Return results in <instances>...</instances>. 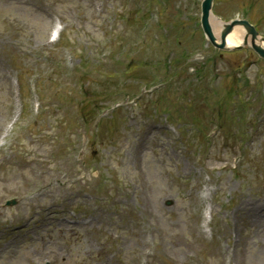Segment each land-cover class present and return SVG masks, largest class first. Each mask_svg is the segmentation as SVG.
I'll return each mask as SVG.
<instances>
[{"label":"rangeland","instance_id":"obj_1","mask_svg":"<svg viewBox=\"0 0 264 264\" xmlns=\"http://www.w3.org/2000/svg\"><path fill=\"white\" fill-rule=\"evenodd\" d=\"M0 5L1 6H11V5H13V3H11L10 1H8V0H0ZM183 10L184 11H186L187 10V8H183ZM175 11H173L172 13H174ZM5 28L4 27H1L0 26V32L1 31H3ZM187 39H186V41H185V43H187ZM137 53H138V51L137 50H135L134 52H132L131 53V56L132 57H136L137 56ZM19 177V176H18ZM17 177V178H18ZM15 179V178H14ZM8 180L9 181V183H7V184H5L6 186H13L14 185V183H16L15 185L16 186H19L18 184H17V181H18V179L17 180ZM0 184H2V183H0Z\"/></svg>","mask_w":264,"mask_h":264},{"label":"bare ground","instance_id":"obj_2","mask_svg":"<svg viewBox=\"0 0 264 264\" xmlns=\"http://www.w3.org/2000/svg\"><path fill=\"white\" fill-rule=\"evenodd\" d=\"M213 32L215 33V29H213ZM240 37H241V30L237 28L228 36L227 42L229 44H235L239 41Z\"/></svg>","mask_w":264,"mask_h":264}]
</instances>
